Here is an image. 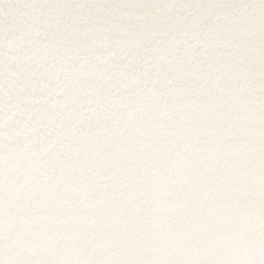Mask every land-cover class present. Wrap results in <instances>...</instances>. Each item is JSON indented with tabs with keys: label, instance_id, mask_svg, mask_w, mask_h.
<instances>
[{
	"label": "snow or ice",
	"instance_id": "obj_1",
	"mask_svg": "<svg viewBox=\"0 0 264 264\" xmlns=\"http://www.w3.org/2000/svg\"><path fill=\"white\" fill-rule=\"evenodd\" d=\"M0 264H264V0H0Z\"/></svg>",
	"mask_w": 264,
	"mask_h": 264
}]
</instances>
